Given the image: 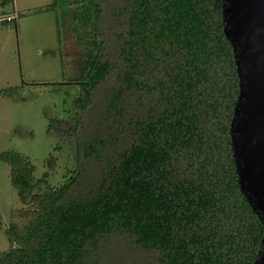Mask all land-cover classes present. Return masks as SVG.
Instances as JSON below:
<instances>
[{"label":"trees","instance_id":"obj_1","mask_svg":"<svg viewBox=\"0 0 264 264\" xmlns=\"http://www.w3.org/2000/svg\"><path fill=\"white\" fill-rule=\"evenodd\" d=\"M222 1L54 0L83 49L78 91L47 127L74 167L51 186L0 151L33 207L10 211L0 264H254L264 222L237 181Z\"/></svg>","mask_w":264,"mask_h":264},{"label":"rangeland","instance_id":"obj_2","mask_svg":"<svg viewBox=\"0 0 264 264\" xmlns=\"http://www.w3.org/2000/svg\"><path fill=\"white\" fill-rule=\"evenodd\" d=\"M83 59L76 30L54 0L0 3V151L27 155L34 175H45L51 186L68 177L74 159L72 150L47 129L48 122L66 114L79 88L71 77ZM32 208L20 202L10 165L0 158V254L9 246L5 228L10 211Z\"/></svg>","mask_w":264,"mask_h":264},{"label":"water","instance_id":"obj_3","mask_svg":"<svg viewBox=\"0 0 264 264\" xmlns=\"http://www.w3.org/2000/svg\"><path fill=\"white\" fill-rule=\"evenodd\" d=\"M221 13L239 82L230 122L237 181L264 222V0H223ZM261 241L254 264H264Z\"/></svg>","mask_w":264,"mask_h":264},{"label":"built area","instance_id":"obj_4","mask_svg":"<svg viewBox=\"0 0 264 264\" xmlns=\"http://www.w3.org/2000/svg\"><path fill=\"white\" fill-rule=\"evenodd\" d=\"M11 17V15H8V18Z\"/></svg>","mask_w":264,"mask_h":264}]
</instances>
